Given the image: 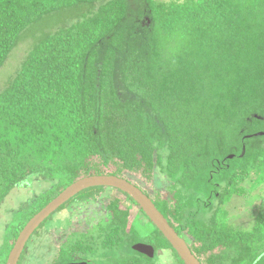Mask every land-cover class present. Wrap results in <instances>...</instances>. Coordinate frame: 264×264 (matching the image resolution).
I'll return each instance as SVG.
<instances>
[{
    "label": "trees",
    "instance_id": "16d2710c",
    "mask_svg": "<svg viewBox=\"0 0 264 264\" xmlns=\"http://www.w3.org/2000/svg\"><path fill=\"white\" fill-rule=\"evenodd\" d=\"M57 14L69 23L41 35L0 92V208L17 186L49 185L5 227L0 264L33 215L101 175L139 188L201 264H264V197L250 231L222 208L242 183L264 186V0H0V68L26 30ZM156 169L167 197L131 179L149 184ZM105 209L109 219L71 234L54 264H153L173 251L140 209L146 237L120 201Z\"/></svg>",
    "mask_w": 264,
    "mask_h": 264
},
{
    "label": "rangeland",
    "instance_id": "374dc122",
    "mask_svg": "<svg viewBox=\"0 0 264 264\" xmlns=\"http://www.w3.org/2000/svg\"><path fill=\"white\" fill-rule=\"evenodd\" d=\"M162 1L168 2L170 0ZM67 21V16L53 15L40 21V23H36L37 25H32L33 27L23 33L19 44L11 51L0 68V92L15 76L33 43L44 33L60 27ZM66 23L65 25L69 22ZM131 179L154 198L168 196L169 184L158 173L157 169L155 170L153 181L149 184L139 180L136 176H131ZM48 186V182L34 180L28 184L17 186L10 191L0 208V244L5 227L14 221L15 215L20 211V208L27 206V203L34 196H37ZM241 187L244 188L245 193L239 197L234 196L222 208L227 212V221L233 228L250 231L254 223L259 200L264 197V186L252 188L250 187V182L246 181L241 184ZM113 199H117L122 203L123 207L129 209V222L134 221L135 228L141 237H146L147 234H150L152 226L140 214L139 208L130 201L125 200V197L118 191L105 189L94 202H83L77 199L67 203L61 210L53 213L35 230L26 243L27 246L21 264H54L59 247L68 241L71 234L85 233L98 222L109 219L110 214L105 207ZM153 264H180V261L172 250L163 248L156 251Z\"/></svg>",
    "mask_w": 264,
    "mask_h": 264
},
{
    "label": "water",
    "instance_id": "95a60500",
    "mask_svg": "<svg viewBox=\"0 0 264 264\" xmlns=\"http://www.w3.org/2000/svg\"><path fill=\"white\" fill-rule=\"evenodd\" d=\"M258 134L263 135V133ZM95 187L111 188L126 194L138 206L148 221L170 244L171 248L183 264H201L191 253L185 240L168 224L167 220L157 210L153 202L139 188L130 182L112 175L84 177L67 186L27 221L14 241L5 264L18 263L20 255L34 231L59 207L68 202L78 193ZM132 249L150 259L154 257V249L150 245L137 243ZM66 264H86V262H71Z\"/></svg>",
    "mask_w": 264,
    "mask_h": 264
},
{
    "label": "flooded vegetation",
    "instance_id": "af4514ba",
    "mask_svg": "<svg viewBox=\"0 0 264 264\" xmlns=\"http://www.w3.org/2000/svg\"><path fill=\"white\" fill-rule=\"evenodd\" d=\"M110 189H111V188H110ZM78 194H79V193H78ZM78 194H77V195H78ZM75 196H76V195H75ZM75 196H74V197H75ZM74 197H73V198H74ZM73 198H72V199H73ZM72 199H70V200H72ZM70 200H69V201H70ZM76 200H77V199H76ZM69 201H68V202H69ZM74 201H75V200H74ZM68 202H66V203L63 204L61 207H59L55 212L61 210V209L63 208V206L66 205ZM71 202H72V201H71ZM69 203H70V202H69ZM135 206H137V205H135ZM137 207H138V206H137ZM55 212H54V213H55ZM51 215H52V214H51ZM51 215H50V216H51ZM50 216H49V217H50ZM49 217H48V218H49ZM48 218H47V219H48ZM47 219H46V220H47ZM46 220H45V221H46ZM34 232H35V231H34ZM154 254H155V253H154ZM78 262H80V261H78Z\"/></svg>",
    "mask_w": 264,
    "mask_h": 264
}]
</instances>
